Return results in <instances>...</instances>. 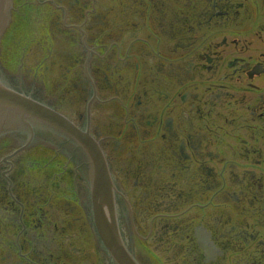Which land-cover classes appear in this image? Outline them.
<instances>
[{
	"label": "flooded vegetation",
	"instance_id": "flooded-vegetation-1",
	"mask_svg": "<svg viewBox=\"0 0 264 264\" xmlns=\"http://www.w3.org/2000/svg\"><path fill=\"white\" fill-rule=\"evenodd\" d=\"M10 85L100 145L136 264H264V0H13ZM0 139V264H117L88 162Z\"/></svg>",
	"mask_w": 264,
	"mask_h": 264
},
{
	"label": "water",
	"instance_id": "water-1",
	"mask_svg": "<svg viewBox=\"0 0 264 264\" xmlns=\"http://www.w3.org/2000/svg\"><path fill=\"white\" fill-rule=\"evenodd\" d=\"M20 111L23 114H28L53 126L64 129L72 134H76L72 127L66 124L58 115H55L49 110L43 109L30 101L25 100L23 97L0 85V121H3L6 118L10 119L13 115L17 112L19 113ZM101 231L106 239L111 237L109 226L103 225L101 227Z\"/></svg>",
	"mask_w": 264,
	"mask_h": 264
}]
</instances>
